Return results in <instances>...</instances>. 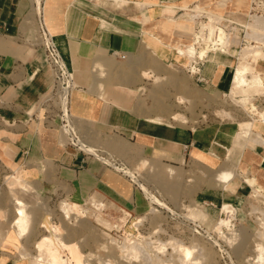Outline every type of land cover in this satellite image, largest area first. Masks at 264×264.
I'll use <instances>...</instances> for the list:
<instances>
[{
    "label": "rangeland",
    "instance_id": "rangeland-1",
    "mask_svg": "<svg viewBox=\"0 0 264 264\" xmlns=\"http://www.w3.org/2000/svg\"><path fill=\"white\" fill-rule=\"evenodd\" d=\"M189 2L179 4V9L165 14L160 22L196 36L198 15L190 10L203 14L205 24L207 15L244 14L249 0L237 6L235 0ZM220 3L224 5L220 6ZM37 12V8H32L34 16ZM256 30L252 29V32ZM257 31L264 34L262 29ZM250 44L240 38L225 52L232 55V62H235L237 52ZM145 45V42L141 43L136 60H120V72L114 70L106 74L103 67L110 66V62L95 61L94 66L98 69L94 70L93 78L97 76L98 80H92L93 83L102 91L108 86L120 88L118 94L131 117L190 131L197 139V146L205 149L200 151L210 161L201 153L196 155L197 158L209 164L192 161L180 168L171 167L174 174L168 175L170 166L159 160L160 155L153 159L143 156L137 161L139 151L150 152L147 148L138 151L131 145H119L113 139L101 136L95 127H79L72 120V130L78 141L73 147L58 126L43 123L45 129L54 131L61 148L87 157L88 167L110 168L116 176L125 178L129 197L109 196L93 175L75 185L65 182L49 161L34 160L23 165L20 162L9 164L0 158V264H51L52 261L47 256L49 261L45 259V254L37 247L41 239L50 236L49 226L60 233L61 261L58 264H75L69 251L74 248L78 249L75 256L80 259V264H185L184 254L175 248L177 243L191 250L188 264H220L216 243L228 247L235 264H264V220L258 214L264 217V163L256 161L264 158V123L259 116L264 111V94L250 97L244 105L238 102L241 97L236 101L230 97L231 87L226 92L206 90L191 80L184 67L187 60L176 59L174 47H165L159 41L157 45L163 53L156 56ZM185 45L187 49L192 42ZM181 47H177V52L179 49L184 52ZM261 52L257 54L261 58H239L237 65L247 63V69L257 72L263 79L259 70L263 63L258 61L264 59ZM214 54H218L216 50L204 56L208 58ZM22 165L26 187L13 189L6 177ZM254 179L262 189L258 193L251 188ZM244 184L250 188L242 189L243 199L235 212L232 209L222 211L221 205L230 204L231 194ZM11 190L25 201L22 200V204L30 217L27 231L22 236L17 235L13 224L17 215ZM199 192H221L224 202L213 207L209 216L198 203ZM62 202L76 204L74 213L64 215L60 211ZM137 203L145 206L144 213H137ZM221 218L225 219L217 230ZM46 219L48 226L43 224ZM137 220L134 231H129L130 224ZM188 220L199 222L207 235L196 233Z\"/></svg>",
    "mask_w": 264,
    "mask_h": 264
},
{
    "label": "crops",
    "instance_id": "crops-1",
    "mask_svg": "<svg viewBox=\"0 0 264 264\" xmlns=\"http://www.w3.org/2000/svg\"><path fill=\"white\" fill-rule=\"evenodd\" d=\"M185 1L189 0H42L40 3L45 25L77 85L68 100L72 120L79 127H95L101 136L119 145H131L138 151L150 150L148 154L139 151L137 161L143 156L153 159L160 155L159 160L170 166L168 175L174 174L171 167L180 168L192 161L208 163L196 156L206 154L200 151L205 149L197 146L195 136L178 127L127 115L125 102L118 94L120 88L108 86L102 91L92 80H98L97 76L93 78L94 70L98 69L95 61L110 62V66L103 67L106 74L114 70L120 72V60H136L142 42L156 56L163 53L157 45L159 41L165 47H174L175 51L178 46L189 45L192 36L160 22L165 14L174 13L173 9H179V4ZM243 2L235 0L234 4ZM34 4L36 6L33 0H0V158L9 164L20 162L23 165L34 160L49 161L65 182L75 185L93 175L109 196L128 198L125 178L116 176L110 168L88 167L87 157L61 148L54 131L45 129L43 106L51 77L42 50L35 43L32 8H37V3ZM217 53L209 55L199 65L197 74L192 73L187 56L174 55L176 59L187 60L184 67L195 85L226 92L230 90L237 61L232 62L234 57L230 54ZM259 70L264 79V63ZM262 160L257 158L256 161L261 164ZM257 181L261 183L258 178ZM247 188L246 184L238 186L229 203L239 206L244 194L242 189ZM197 198L209 216L213 207L224 202L221 192H199ZM144 209L142 203H137L138 214L144 213Z\"/></svg>",
    "mask_w": 264,
    "mask_h": 264
},
{
    "label": "built area",
    "instance_id": "built-area-1",
    "mask_svg": "<svg viewBox=\"0 0 264 264\" xmlns=\"http://www.w3.org/2000/svg\"><path fill=\"white\" fill-rule=\"evenodd\" d=\"M33 5L36 6L34 2ZM242 16L244 22H252V18H257L260 22H264V0H249L248 9L244 14H242ZM200 17H202V15L196 17V19L199 20L195 24V27H197V31L195 32L197 33L204 31L202 29L204 26V16L202 18ZM206 20L208 22V18H206ZM243 21L235 15V12L230 14L225 12L213 22L214 31L211 42L201 41L200 43H194V34H192V45H194L197 52H199L194 57L188 58L192 64V73L197 74L199 65L206 60V56H204V54H208L209 52L216 50L218 47V45H216L218 35L223 34L226 38L232 39L238 34L241 35V37H237L241 38L243 42H246V44L251 43L246 40L245 36L251 34L252 32L250 29L247 30ZM33 24L36 46L42 50L44 63L51 77V87L43 106L45 111L44 123L58 126L65 135L68 144L74 147L78 144V141L72 130L73 121L68 112V97L73 90L77 88L73 72L63 59L53 36L48 31L45 25L42 10L37 12L34 16ZM255 33H258V31L256 30ZM200 52H202V55ZM262 163H264V158ZM222 206L223 205H221V210ZM227 206L235 212L236 206L233 204H227ZM258 214L264 220V217L260 213ZM232 216L234 220L235 215L233 214ZM260 217H257V219H261ZM188 223L193 225V229L196 233L200 235H207V231L204 230L199 222H196V220H188ZM216 247L217 252L219 253L220 264H235L227 246L221 243H216Z\"/></svg>",
    "mask_w": 264,
    "mask_h": 264
},
{
    "label": "bare ground",
    "instance_id": "bare-ground-1",
    "mask_svg": "<svg viewBox=\"0 0 264 264\" xmlns=\"http://www.w3.org/2000/svg\"><path fill=\"white\" fill-rule=\"evenodd\" d=\"M37 3V10L40 11V2L39 0L36 1ZM190 12H194L195 14H197L198 16H201L203 14H201L200 12H197L195 10H190ZM35 13V11H34ZM232 12H227V14H230ZM189 15V14H188ZM235 15H237V17H239L241 19V21H243V16L242 13H236ZM208 18V22L206 24H204V26L202 27V29L204 30L203 32H199L196 33V36L194 34V43H200L201 41L203 42H211L212 40V36H213V31H214V25L213 22L219 18V16H213V15H207ZM244 22V21H243ZM244 25L247 27V30L250 29L252 32V29H262L264 32V22H260L257 18H252V22H244ZM181 27V26H180ZM184 27L187 28V26L184 25ZM182 28V27H181ZM147 30V29H146ZM246 40L251 42L248 43L250 45H246L245 47L241 48L238 52H237V57H236V61L237 64L239 63V58L245 59V58H251L253 59H257V54L260 51L262 55L264 56V34H258L255 33V31H253L251 34H248L245 36ZM240 39L239 37L235 36L232 39L230 38H226L223 34L218 35L217 37V43L216 45H218V47L216 48V51L221 52V53H225L227 54L226 48H228L231 43L234 44V42L236 40ZM254 43V44H253ZM183 49H185L186 47H182ZM176 54L180 53L181 56L185 55L188 58H192L197 54L196 48L194 45H191V47H188L187 49L184 50V52H182L179 49V52L175 51ZM200 54L202 55V52H200ZM259 57V56H258ZM261 58V57H259ZM258 61L260 63H264V59H258ZM249 63V62H248ZM236 64V65H237ZM108 67V66H107ZM259 72V71H258ZM264 94V81L261 78L260 74H258L257 72H251L247 69V63L243 64V65H237L235 66L234 72H233V76L231 79V92H230V97L236 101L237 97H241L240 100H238V102H242L244 105H246V102H249L250 97H253L255 95H263ZM251 104V103H250ZM261 118V120H263L264 123V111L260 113L259 115ZM179 117V116H174V118ZM160 119V117H159ZM161 120V119H160ZM262 141H264V139H262ZM23 165L18 167L12 175H9L6 177L8 183L10 184V186H13V189H15L16 186L19 187H26V185L24 184V180H23V176L25 175L24 173V169H23ZM27 184V183H26ZM256 185V181L254 179L253 182V186L251 185V188L253 187L256 193H258L259 191H262V189ZM11 189V187H10ZM12 189V190H13ZM17 189V188H16ZM12 199L14 201H16V206H14V213L17 215L13 221V224L16 225L17 228V235L18 236H22L26 233L27 231V223L29 222V215L25 212V205L22 204V200L19 199V197H17L14 191L12 192ZM26 190L27 189H24ZM10 193V192H9ZM10 193V194H11ZM20 194V193H19ZM18 194V195H19ZM24 201V200H23ZM25 202V201H24ZM77 205L76 204H69L66 202H62L60 203V211L68 216L69 214H73L74 211L76 210ZM224 209H229L227 205H223L222 207V211ZM223 214V213H222ZM221 218L218 221V224L216 226V229L218 230V228L220 227V224H222L223 219ZM134 220V219H133ZM139 220L136 221V223L133 221H131L132 223L130 224V226L128 227L129 231H134V227L137 225ZM43 224L45 226H48V219L43 221ZM49 229L51 230L50 236H46L43 239H41V243L37 244V247L42 251L41 253L45 256V259H49L50 262L52 261L51 264H55V263H60V243H59V238L60 237V233L59 231L54 228L53 226H49ZM166 245V244H164ZM133 247V246H132ZM136 247V246H135ZM134 247V248H135ZM175 248H178L177 250L180 252L182 251V253L184 254V258H186L185 260V264H188L187 259H189V256L191 254V250L181 244H178L175 246ZM38 249V250H39ZM136 250V249H133ZM138 250V249H137ZM70 253L72 254V258L75 262V264H80V259L78 257H76L75 255H77L78 249L74 248V249H69ZM40 252V251H39ZM134 252V251H133ZM42 256V255H40ZM39 256V257H40ZM47 256V258H46ZM79 260H78V259ZM47 259V260H48ZM44 260V259H43ZM48 260V261H49ZM38 261H41L38 259ZM190 262V260H189ZM63 263V262H62ZM49 264V263H48Z\"/></svg>",
    "mask_w": 264,
    "mask_h": 264
}]
</instances>
